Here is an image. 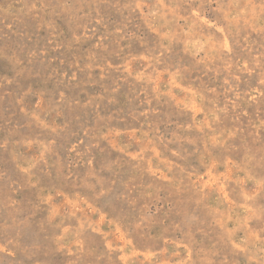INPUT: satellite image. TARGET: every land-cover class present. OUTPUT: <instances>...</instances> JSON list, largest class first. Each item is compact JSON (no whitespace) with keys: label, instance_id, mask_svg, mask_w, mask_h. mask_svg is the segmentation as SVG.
<instances>
[{"label":"rangeland","instance_id":"obj_1","mask_svg":"<svg viewBox=\"0 0 264 264\" xmlns=\"http://www.w3.org/2000/svg\"><path fill=\"white\" fill-rule=\"evenodd\" d=\"M0 264H264V0H0Z\"/></svg>","mask_w":264,"mask_h":264}]
</instances>
